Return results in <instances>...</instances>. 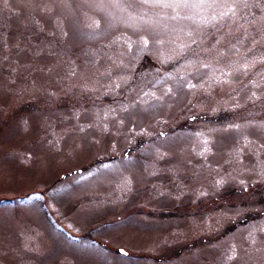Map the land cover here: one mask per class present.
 <instances>
[{"label":"rangeland","instance_id":"obj_1","mask_svg":"<svg viewBox=\"0 0 264 264\" xmlns=\"http://www.w3.org/2000/svg\"><path fill=\"white\" fill-rule=\"evenodd\" d=\"M0 264H264V0H0Z\"/></svg>","mask_w":264,"mask_h":264},{"label":"snow or ice","instance_id":"obj_2","mask_svg":"<svg viewBox=\"0 0 264 264\" xmlns=\"http://www.w3.org/2000/svg\"><path fill=\"white\" fill-rule=\"evenodd\" d=\"M157 2H162V0H157ZM185 2H187V0H185ZM199 2L200 3H208V2L217 3V2H219V0H199ZM243 2H246V0H243ZM230 11H231V9H230ZM222 15H226V13H222Z\"/></svg>","mask_w":264,"mask_h":264},{"label":"trees","instance_id":"obj_3","mask_svg":"<svg viewBox=\"0 0 264 264\" xmlns=\"http://www.w3.org/2000/svg\"><path fill=\"white\" fill-rule=\"evenodd\" d=\"M125 153L127 154V153H128V151L126 150V151H125ZM244 221H246V220H245V218L243 219V223H244ZM230 227H231V226H230ZM231 228H232V227H231Z\"/></svg>","mask_w":264,"mask_h":264},{"label":"water","instance_id":"obj_4","mask_svg":"<svg viewBox=\"0 0 264 264\" xmlns=\"http://www.w3.org/2000/svg\"><path fill=\"white\" fill-rule=\"evenodd\" d=\"M121 252H124L123 250H120Z\"/></svg>","mask_w":264,"mask_h":264}]
</instances>
